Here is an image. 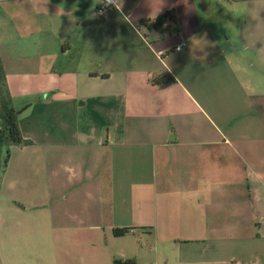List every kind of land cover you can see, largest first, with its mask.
<instances>
[{
    "label": "crops",
    "instance_id": "crops-1",
    "mask_svg": "<svg viewBox=\"0 0 264 264\" xmlns=\"http://www.w3.org/2000/svg\"><path fill=\"white\" fill-rule=\"evenodd\" d=\"M109 2L0 0V264H264V0Z\"/></svg>",
    "mask_w": 264,
    "mask_h": 264
},
{
    "label": "trees",
    "instance_id": "trees-1",
    "mask_svg": "<svg viewBox=\"0 0 264 264\" xmlns=\"http://www.w3.org/2000/svg\"><path fill=\"white\" fill-rule=\"evenodd\" d=\"M110 5L106 6L104 3L105 7ZM169 21L177 24V19L171 12L161 15L153 21H144L142 24L152 29L161 30ZM165 77L169 80H174L169 73H165L161 78ZM21 113L22 111H18L13 107L12 99L6 86V74L0 61V119L2 120V128L0 131V151L3 148H7L6 158L1 164L2 170H4L8 165L9 148L11 146L30 144V141L23 137L20 129L19 120ZM129 231V229H115L114 234L115 236H123ZM114 264H137V262L134 259L115 260Z\"/></svg>",
    "mask_w": 264,
    "mask_h": 264
},
{
    "label": "built area",
    "instance_id": "built-area-1",
    "mask_svg": "<svg viewBox=\"0 0 264 264\" xmlns=\"http://www.w3.org/2000/svg\"><path fill=\"white\" fill-rule=\"evenodd\" d=\"M186 45V43H181L180 45H178L177 47H176V51H181L182 50V48L184 47Z\"/></svg>",
    "mask_w": 264,
    "mask_h": 264
},
{
    "label": "clouds",
    "instance_id": "clouds-1",
    "mask_svg": "<svg viewBox=\"0 0 264 264\" xmlns=\"http://www.w3.org/2000/svg\"><path fill=\"white\" fill-rule=\"evenodd\" d=\"M104 3L106 6L111 4V3H109V0H104ZM111 5H114V4H111ZM114 6L116 7V5H114Z\"/></svg>",
    "mask_w": 264,
    "mask_h": 264
},
{
    "label": "rangeland",
    "instance_id": "rangeland-1",
    "mask_svg": "<svg viewBox=\"0 0 264 264\" xmlns=\"http://www.w3.org/2000/svg\"><path fill=\"white\" fill-rule=\"evenodd\" d=\"M212 1L214 2V0H212ZM6 151H7V150H6ZM149 254L151 255V258L154 256L153 253L151 254V253L149 252ZM162 258H163V257H161L160 260H162ZM167 258H168V255H166V260H167Z\"/></svg>",
    "mask_w": 264,
    "mask_h": 264
}]
</instances>
